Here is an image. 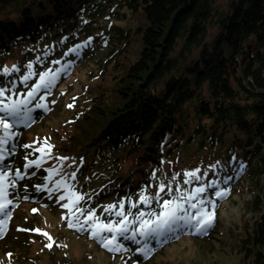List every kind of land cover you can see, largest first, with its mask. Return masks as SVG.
<instances>
[{
  "label": "trees",
  "instance_id": "1",
  "mask_svg": "<svg viewBox=\"0 0 264 264\" xmlns=\"http://www.w3.org/2000/svg\"><path fill=\"white\" fill-rule=\"evenodd\" d=\"M78 45L79 54L72 53ZM95 51H101L98 72L78 104L85 108L69 124L55 129L44 110L33 112L40 137L51 141L59 156L77 159L71 179L85 197L79 206L106 221L119 219L106 214L105 206L138 202L141 191L149 195L164 164L180 149L211 154L190 169L206 173L204 184L222 180L220 166L235 158L233 166L244 169L239 174L228 169L234 176L230 195L220 208L223 201H218L215 225L202 237L216 238L218 210L245 197L233 222L234 244L254 264H264V0H0V85L11 77L18 91L30 88L44 65L59 60L57 69L65 64L71 69ZM28 64L36 75L26 87L20 76ZM13 66L19 71L4 75L3 69ZM94 78L101 80L93 83ZM32 130L12 129L18 151L10 161L16 171L24 153L35 155L33 146L24 147ZM218 162L219 176L210 167ZM32 182V176L23 179L21 190H30ZM200 183L193 180L182 190L190 192ZM140 210L161 209L155 202L136 209L125 203V211ZM124 243L142 264H163L167 243L148 258Z\"/></svg>",
  "mask_w": 264,
  "mask_h": 264
},
{
  "label": "rangeland",
  "instance_id": "2",
  "mask_svg": "<svg viewBox=\"0 0 264 264\" xmlns=\"http://www.w3.org/2000/svg\"><path fill=\"white\" fill-rule=\"evenodd\" d=\"M102 25L107 24L102 23ZM89 55L90 59H78L62 80H59L51 89L50 95L47 94L44 101H39L48 105V111H45V115L48 117L46 122L50 127L53 125V128L59 129L63 124H69L72 117H75L82 108H85L84 104L80 107L78 104L87 98L88 92L86 88L92 81L90 77L98 72V65L95 60L101 55V51H95L89 53ZM56 64L44 65L40 69V73L49 69L55 71L56 67H58ZM110 72L111 64L109 65L108 76H110ZM26 74L24 72L20 77ZM68 77V82L64 83ZM94 79L93 83L101 80L100 78ZM12 81L17 83L16 80L10 77L0 87H11L10 82ZM30 88L18 91L15 87L11 92L6 91L2 99L7 103L9 96L12 99L22 98ZM41 93L43 91L37 95ZM68 105H72V107L69 108ZM37 125L38 122L35 121L30 127H27V129H33L29 135V138H31L29 143L34 147L33 150L35 151L39 148H44L47 151L45 145L46 139L44 140V138L40 137L43 134L41 126ZM47 143L52 145L51 141H47ZM12 145H15V150L6 156L3 162L5 167L0 168V171H5L9 175V181H6V183H10L11 178L14 177L16 172L13 169V162L10 161L13 160V156L18 151L15 137L5 147L9 148ZM32 152L22 155L21 168L19 169L24 176L23 179H29L32 176V188L28 191L21 190L23 179H20L16 181L14 189L12 187L8 189L9 199L14 200L16 207L12 210V217L8 223L7 232L0 238V264H124L125 261L127 264H142L143 261L135 256V252L132 249L130 252L123 253V255H113L103 250L87 235H78L75 231L67 228L66 222L61 218L62 215H66L67 210L60 206V204L67 203V200L60 203L56 202V198L63 195L64 191L55 192L53 197L49 199L47 190L38 191V186L46 184L48 188H53L55 181L63 180L74 189V182L71 179V171L73 170L71 164L75 163L77 159L59 156L56 154V149L52 147L51 158L46 159L40 168H36L35 166L25 168L24 165L28 160H35L41 156V153L38 151L35 152V155L34 151ZM78 156L79 163L82 160V155ZM60 157H66L67 159L61 162L57 159ZM210 157V153H205L195 148L180 149L175 156L164 164L162 171L159 173L160 180L151 188L149 195L155 194L161 182L170 185L173 193H175L177 187L183 189L184 173L189 172L192 167L199 166L201 161L204 162ZM53 167L60 169V171L58 174L53 175L50 180L46 179L49 175L48 170ZM33 173L37 175L35 176ZM78 193L81 194L80 192ZM25 196L28 199H24ZM237 198L238 200L236 199L230 203L227 210H223L222 212L218 210L219 226L216 231V238L209 240V238L203 239L202 236L188 235L173 240L166 244V248L161 256L163 264H254L252 258L246 256L244 251H240L237 244H234L238 236L237 230L233 228V222L239 219L243 212L245 201V197ZM225 201H223V204L219 208L224 205ZM33 209L36 211L34 212ZM96 215L99 217L98 213ZM101 220L108 222L111 218L107 221ZM18 228H38L42 232L49 233L53 237L55 244L49 250L45 247V244L48 243L45 237L35 232L17 231L16 229ZM56 245H66V247H57Z\"/></svg>",
  "mask_w": 264,
  "mask_h": 264
},
{
  "label": "snow or ice",
  "instance_id": "3",
  "mask_svg": "<svg viewBox=\"0 0 264 264\" xmlns=\"http://www.w3.org/2000/svg\"><path fill=\"white\" fill-rule=\"evenodd\" d=\"M90 42H86L83 47H86ZM82 46L78 45L70 51L79 54ZM56 63H60L56 61ZM71 65L65 64L62 68L53 71L39 73L38 81L33 84L30 90L23 95L22 98L12 99L9 96L8 102L5 103V92H11L16 87V82L12 81L11 87H0V168H4V160L15 149V145L11 148L5 146L10 144V141L17 135L12 129L19 127H30L35 122L33 112L35 109L48 111V105L43 102H37L34 107L30 106L32 101L36 99L38 93L43 91L45 95L40 96V101H44L47 94H50L51 89L55 86L61 74H67ZM28 72L20 78V82L27 86V83L33 76L36 75L32 71V64L27 65ZM11 71H19L15 66L12 70L7 68L3 69L4 75H9ZM54 103V102H53ZM69 108L72 105H68ZM47 151L44 148L36 149L41 153V156L35 160H28L24 165L25 168L35 166L40 168L46 159L51 158L52 145L45 140ZM25 148H31L32 145H24ZM59 161L67 159L66 157L57 158ZM236 163L235 158L230 160L227 166H220V171L225 173L223 179L209 180L207 184L203 181L206 177L201 176L200 169L185 172L184 184H191L193 180L201 182L199 186L193 188L190 192L184 191L177 187L175 193L170 185L161 182L158 185V190L153 195L146 194L141 191L138 202L121 200L116 204L105 206L104 211L109 216L118 217L119 219L109 220L108 222L102 221L97 217L95 210L92 208L80 207L81 201L85 197L76 192L71 185L63 180L54 182L53 188H48L47 185L38 186V191L47 190L48 197L51 199L55 192L60 190L64 191L63 195L56 198V202L67 200V203L60 204L63 209L67 210L66 215H62V220L66 222L69 230L75 231L78 235H87L90 239L94 240L103 250L115 255H123L125 252H130L131 248L126 247L124 242H129L135 245L136 253L148 258L154 254L158 247H163L164 244L177 240L181 235H197L205 236L213 228L217 219L218 201L222 202L230 195L229 182L234 180L233 175H228L227 171L232 168V171L239 174L244 169V165L240 164L239 167H234ZM219 162L216 165H211V169L216 173ZM60 169L53 167L49 169V175L46 179H51L55 174H58ZM35 175V173H33ZM72 178L75 173H72ZM153 177L155 172L152 173ZM24 176L20 170L15 172L14 177L11 178L10 183L9 175L5 171H0V238L7 232L8 223L12 217V210L16 207L13 199H9V187L15 188L16 181L23 179ZM175 179V177H173ZM221 185H229L222 187ZM167 189V192H166ZM209 189L214 191L208 195ZM172 194V199H164L161 195ZM178 194V195H177ZM24 199H28L27 196ZM162 201V203H161ZM195 201V203H193ZM129 204L130 209L138 208L139 204L151 206L155 202L161 209L156 212L155 210L143 211L140 210L136 213L125 211V203ZM187 205V207L185 206ZM190 210H195L190 211ZM35 212L36 210L33 209ZM22 232H35L42 235L48 241L45 247L51 250L55 241L47 232H42L40 229H16ZM57 247H66V245H56ZM10 255V254H9ZM124 264H127L125 261Z\"/></svg>",
  "mask_w": 264,
  "mask_h": 264
}]
</instances>
